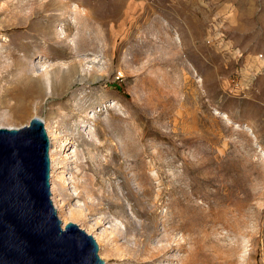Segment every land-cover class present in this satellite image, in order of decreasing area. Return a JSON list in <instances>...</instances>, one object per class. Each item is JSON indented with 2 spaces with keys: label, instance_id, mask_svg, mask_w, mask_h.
Segmentation results:
<instances>
[{
  "label": "rangeland",
  "instance_id": "obj_1",
  "mask_svg": "<svg viewBox=\"0 0 264 264\" xmlns=\"http://www.w3.org/2000/svg\"><path fill=\"white\" fill-rule=\"evenodd\" d=\"M9 53L0 114L21 76L86 77L1 125L43 121L57 215L104 264H264V0H0Z\"/></svg>",
  "mask_w": 264,
  "mask_h": 264
},
{
  "label": "water",
  "instance_id": "obj_2",
  "mask_svg": "<svg viewBox=\"0 0 264 264\" xmlns=\"http://www.w3.org/2000/svg\"><path fill=\"white\" fill-rule=\"evenodd\" d=\"M49 146L38 117L0 128V264H104L94 237L57 215Z\"/></svg>",
  "mask_w": 264,
  "mask_h": 264
},
{
  "label": "bare ground",
  "instance_id": "obj_3",
  "mask_svg": "<svg viewBox=\"0 0 264 264\" xmlns=\"http://www.w3.org/2000/svg\"><path fill=\"white\" fill-rule=\"evenodd\" d=\"M11 59L9 62H5L4 65L0 66V81L9 82L10 85H12L14 78H9L10 75L14 72V70L17 67V62L15 58H13V54H10L6 56V59ZM75 68L72 66H69L63 70L55 71L53 73H50V75L45 79H37L36 81L31 80L29 78H23V76L17 78V84L16 86L7 87L3 94L9 95L11 94L14 96V101L12 104L8 107V110L4 114H0V128L6 127V128H18L19 126H3L1 125L2 120L7 121H16V122H22L24 120L27 113H29V104L33 99H39L45 96H48L49 98H53L55 95H60L64 92H66L73 84L74 82H83L86 80L85 76L79 75L75 76ZM95 78H92L91 80H94ZM2 103V102H0ZM67 115H65L66 117ZM67 122H69V118L66 119ZM21 127V126H20ZM63 135L56 136L61 137ZM127 179L123 180V184L127 185ZM145 192V189H143V193ZM57 210L58 207L56 205ZM80 213H72V215H79ZM64 223L67 221L64 219ZM116 240V238H114ZM139 245V244H138ZM116 250H120L121 246L118 248H115ZM123 249V248H122ZM135 250V248H126V252L130 255L131 251ZM161 249L157 248V251L153 252V254H156ZM123 252V251H122ZM120 252V254H123Z\"/></svg>",
  "mask_w": 264,
  "mask_h": 264
}]
</instances>
